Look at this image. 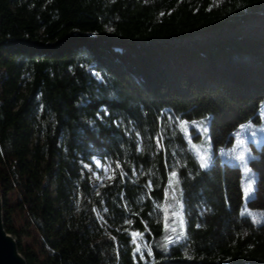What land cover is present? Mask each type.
Masks as SVG:
<instances>
[{"label":"trees","instance_id":"16d2710c","mask_svg":"<svg viewBox=\"0 0 264 264\" xmlns=\"http://www.w3.org/2000/svg\"><path fill=\"white\" fill-rule=\"evenodd\" d=\"M261 109L264 0H0L2 227L25 264H264V221L241 214L226 155ZM168 117L207 121V169ZM251 151L246 206L264 214V142ZM90 159L111 169L96 190ZM181 204L187 239L165 251ZM15 214L35 230L30 245ZM132 231L151 248L144 261Z\"/></svg>","mask_w":264,"mask_h":264},{"label":"rangeland","instance_id":"374dc122","mask_svg":"<svg viewBox=\"0 0 264 264\" xmlns=\"http://www.w3.org/2000/svg\"><path fill=\"white\" fill-rule=\"evenodd\" d=\"M258 119L259 121L257 124H254V123L245 124L244 126L246 127L243 130L241 129V126H240L233 133V139H232L231 145L228 148H226V155L229 159V163L237 165L240 170V186H241V180H242V166L239 165V162L231 158L230 150L237 146L238 140L243 139L245 141L244 148L238 149V151L239 150L245 151L246 156H250L251 158L254 156V154L251 151V147L257 149L258 146L262 142H264V110L263 109L259 111ZM202 120L205 121V126H207V121L205 119H200L195 122H199ZM179 124L180 123L176 121V119H174L173 117H168V126L171 131V134L176 132V130L178 129V132L181 134L186 144V148L188 152L191 154L197 167L200 169L197 153L199 152L203 154L205 149H207L209 154L212 157V150L210 148L208 134L204 135L202 129L198 126V124L194 126L192 122H188V128H187L188 135L186 136L185 133L180 129ZM222 153L224 152L220 150L217 154L221 156ZM89 162L90 164L88 165L84 164L82 166L89 174L92 190H96L98 187L102 185L103 182L110 179L111 169L107 165L100 163L96 159H90ZM98 164L100 165L99 167H97ZM85 165H87L88 167H85ZM176 166H178V161L174 162L173 166L170 168V171L168 172V176L172 170H175ZM105 169L108 170L106 173H105ZM250 176L252 177V180H254V176L252 172L250 173ZM97 177H100V179H97ZM177 189H178V185L176 184H173L172 188H169V190L171 191V194L173 193V191L176 193ZM51 196H53L52 187H51ZM240 212L241 214L245 213L243 214V216L250 218L252 221L254 218L257 219L259 222L255 224H259L262 221H264V214H262L260 211L250 210L247 208L246 201L243 197V193H242V204H241ZM13 219H14L13 221H14L15 228L20 232L21 244L30 245L32 243L33 237L36 235L35 230L33 229L32 226L27 225V220L24 216H17L15 214L13 216ZM129 236L132 241V237L130 233H129ZM137 240L139 243H141V245H147L144 238L141 239L140 237H137ZM134 248H135V245H133V251H134ZM142 251H143L144 257L145 255H148L147 248L142 247ZM136 258L141 260L139 253L136 254ZM141 261H144V259Z\"/></svg>","mask_w":264,"mask_h":264},{"label":"snow or ice","instance_id":"6c2138e0","mask_svg":"<svg viewBox=\"0 0 264 264\" xmlns=\"http://www.w3.org/2000/svg\"><path fill=\"white\" fill-rule=\"evenodd\" d=\"M105 115H107V113H105ZM193 125H197L202 129L204 135L208 134V127L205 126V121H199V122H192ZM180 129L185 133V135L187 136V128H188V122L187 121H181L179 124ZM246 126L242 125L241 129H245ZM250 127V126H248ZM139 136V133L137 134ZM159 137L157 139V144L159 146ZM190 142V141H189ZM244 144L245 141L243 139L238 140L237 142V146L234 147L233 149H231V158L234 159L235 161L239 162V165L242 166V180H241V189H242V193H243V197L245 199V201H251L254 199L255 197V187H254V183L252 180V177L250 176V173L252 172L251 168L248 166V160L251 158L250 156H246L245 151L243 150H239L238 149H243L244 148ZM139 150V149H138ZM198 156V162H199V167L200 169H207L211 162H212V157L209 154L208 150L205 149L204 153H197ZM100 165L98 164L97 167H99ZM85 167H88L87 165H85ZM117 168L120 167L119 163L116 165ZM167 167V165H166ZM108 170L105 169V173ZM135 174V173H133ZM124 173L123 171H121V177H123ZM97 179H100V177H97ZM173 184L178 185L179 184V178H178V173L175 170H172L169 174V179H168V188H172ZM103 186V185H102ZM149 189H151V182H149ZM97 195H99V193H97ZM175 192L173 191L172 196L173 199H175ZM165 196H168V191L167 189L165 190ZM168 207H171V205H168ZM93 211H95V209H93ZM105 211H107V209H105ZM245 213H242V215ZM173 217H179V228L180 231L177 235L173 236H165L164 237V249L165 251L168 248V245L170 244H175V243H181L182 241L187 239V234L185 232V226H186V220L184 217V212H183V205H180V209L179 211H173L172 213ZM164 228L165 231L167 232V230L171 227V231L172 233H176L177 232V228L174 226H170L168 223V215H167V211L165 210V216H164ZM254 223L259 222L257 219H253ZM126 223L131 224V221H126ZM176 223V221H173V225ZM197 227H199V225H197ZM130 235L132 237V244L135 245L134 251H133V258L135 259L136 254L139 253L140 254V259L143 260L144 259V255H143V251H142V247L143 248H147V252H148V256L151 257L152 256V251L151 248L148 245H141V243L138 242L137 237H140L141 239L143 238V234L137 231H132L130 232ZM115 239V238H113ZM185 258L186 259H192L191 256L187 255V252L185 253Z\"/></svg>","mask_w":264,"mask_h":264},{"label":"water","instance_id":"95a60500","mask_svg":"<svg viewBox=\"0 0 264 264\" xmlns=\"http://www.w3.org/2000/svg\"><path fill=\"white\" fill-rule=\"evenodd\" d=\"M0 264H25L24 259L17 252L14 239L5 233L1 221L0 200Z\"/></svg>","mask_w":264,"mask_h":264}]
</instances>
